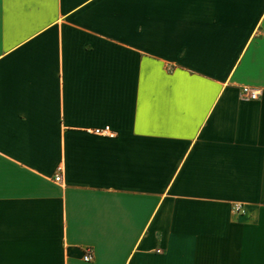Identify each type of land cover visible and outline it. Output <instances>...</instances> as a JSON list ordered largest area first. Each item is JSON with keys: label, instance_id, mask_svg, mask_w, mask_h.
Returning <instances> with one entry per match:
<instances>
[{"label": "crops", "instance_id": "0c3cea01", "mask_svg": "<svg viewBox=\"0 0 264 264\" xmlns=\"http://www.w3.org/2000/svg\"><path fill=\"white\" fill-rule=\"evenodd\" d=\"M0 264H264V0H0Z\"/></svg>", "mask_w": 264, "mask_h": 264}, {"label": "built area", "instance_id": "2783aa9c", "mask_svg": "<svg viewBox=\"0 0 264 264\" xmlns=\"http://www.w3.org/2000/svg\"><path fill=\"white\" fill-rule=\"evenodd\" d=\"M241 92L243 94V97L249 100H256L259 96V91L256 89H253L248 86H244L241 88ZM86 132L88 134L96 135V136H101L105 138H115L117 136L116 132L109 126L105 125L103 127H96V128H91L87 129ZM61 173H62V167L58 166L56 169V175L54 177L55 182H60L61 181ZM233 211L236 213H242L243 208L242 205L240 204H234L233 205ZM92 251L91 249H86L85 253L83 255V260L85 262H89L92 260Z\"/></svg>", "mask_w": 264, "mask_h": 264}]
</instances>
